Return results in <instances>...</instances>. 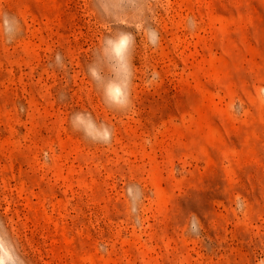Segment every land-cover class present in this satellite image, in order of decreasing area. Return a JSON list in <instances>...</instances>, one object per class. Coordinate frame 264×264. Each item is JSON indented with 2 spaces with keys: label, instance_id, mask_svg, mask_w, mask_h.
I'll return each instance as SVG.
<instances>
[{
  "label": "rangeland",
  "instance_id": "374dc122",
  "mask_svg": "<svg viewBox=\"0 0 264 264\" xmlns=\"http://www.w3.org/2000/svg\"><path fill=\"white\" fill-rule=\"evenodd\" d=\"M2 252L264 262V0H0Z\"/></svg>",
  "mask_w": 264,
  "mask_h": 264
},
{
  "label": "clouds",
  "instance_id": "9594fccd",
  "mask_svg": "<svg viewBox=\"0 0 264 264\" xmlns=\"http://www.w3.org/2000/svg\"><path fill=\"white\" fill-rule=\"evenodd\" d=\"M128 36H121L115 44L122 45L128 41ZM108 43H113L110 39ZM109 100L111 103L120 105L119 100L117 99L116 93H111L109 95ZM73 131L83 132L84 136L92 141H98L103 143H108L111 139V131L107 125L100 124L98 125L92 118L89 113L77 112L72 115L69 121ZM0 264H16V259L10 255L8 252L0 253ZM264 264V262H261Z\"/></svg>",
  "mask_w": 264,
  "mask_h": 264
}]
</instances>
